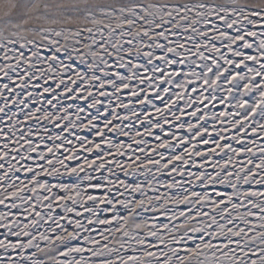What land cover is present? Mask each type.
Returning a JSON list of instances; mask_svg holds the SVG:
<instances>
[{
	"label": "snow or ice",
	"instance_id": "6c2138e0",
	"mask_svg": "<svg viewBox=\"0 0 264 264\" xmlns=\"http://www.w3.org/2000/svg\"><path fill=\"white\" fill-rule=\"evenodd\" d=\"M0 264H264V0H0Z\"/></svg>",
	"mask_w": 264,
	"mask_h": 264
}]
</instances>
